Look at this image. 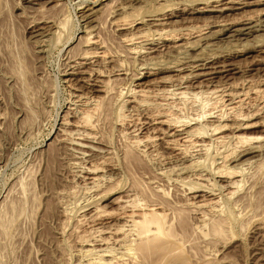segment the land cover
I'll list each match as a JSON object with an SVG mask.
<instances>
[{
  "label": "rangeland",
  "instance_id": "obj_1",
  "mask_svg": "<svg viewBox=\"0 0 264 264\" xmlns=\"http://www.w3.org/2000/svg\"><path fill=\"white\" fill-rule=\"evenodd\" d=\"M243 1L244 9L218 14L207 7L213 0H0V229L6 230H0V264H161L158 254L142 262L140 251L132 252L134 234L127 231L124 238L118 234L117 243L97 242L117 224L110 214L123 202L137 208L164 204L166 221L183 242L162 264H264V0ZM156 15H164L160 26L148 20ZM116 20L131 22V32L151 35L142 46L137 44V54L120 44L119 35L127 31L115 32ZM154 30L167 36L157 39ZM86 33L95 34L106 57L70 74L75 73L69 69L74 55L86 50ZM87 48L97 50L95 45ZM91 66L101 74L88 77ZM96 79L108 81L109 95L95 90ZM135 90L148 96L141 98ZM101 97L103 103L95 108ZM84 109L91 116L87 130L73 126L87 115ZM158 117L188 120V126L201 125L200 131L204 125L201 133L206 136L197 138L206 141L207 150L187 147L177 158L162 145L160 130L165 127L153 124ZM210 122L232 126L220 133L225 136L223 147L213 139ZM242 122L256 125L234 133ZM235 134L262 139L236 144ZM249 148L253 153L233 161ZM222 154L228 156L226 166L247 169L236 178L242 180L241 188L228 197L215 191L220 184L213 177L224 164ZM86 169H96V181L87 179L91 176ZM107 188L112 190L107 193ZM199 189H212L218 196L219 205L203 209L204 221H198L191 205L190 196ZM95 207L105 214L92 222L89 215ZM212 219L223 221L222 232H214ZM119 239L132 241L130 247Z\"/></svg>",
  "mask_w": 264,
  "mask_h": 264
},
{
  "label": "bare ground",
  "instance_id": "obj_2",
  "mask_svg": "<svg viewBox=\"0 0 264 264\" xmlns=\"http://www.w3.org/2000/svg\"><path fill=\"white\" fill-rule=\"evenodd\" d=\"M249 1V0H248ZM247 1V2H248ZM262 1V0H261ZM131 2V1H130ZM244 2H246V1H243V0H213V3H212V5L210 6H207V7H209L210 9H209V11L210 12H216V13H220V14H222V13H224L225 14V12H227V11H229L230 12V10H239V9H244V6H245V4L246 3H244ZM252 2V1H251ZM251 2H250V4L249 5H251ZM258 2V1H257ZM105 3V2H104ZM103 3V4H104ZM108 3V2H107ZM166 3V2H165ZM121 4V3H120ZM138 4V3H137ZM162 4V3H161ZM109 5V4H108ZM128 6V5H127ZM138 6V5H137ZM160 6V5H159ZM158 6V7H159ZM162 6V5H161ZM247 6V5H246ZM107 7V6H106ZM119 7V6H118ZM165 7V6H164ZM234 7H235V9H234ZM160 8V7H159ZM163 8V7H162ZM166 8V7H165ZM171 8V7H170ZM246 8V7H245ZM40 9V8H39ZM116 9V8H115ZM203 9V8H202ZM202 9H200V10H202ZM42 10V9H41ZM101 10V9H100ZM99 10V11H100ZM131 10H132V8H131ZM161 10V9H160ZM166 10H167V8H166ZM206 10V9H205ZM124 11V10H123ZM206 11H208V10H206ZM135 12V11H134ZM156 12H158V11H156ZM200 12V11H199ZM128 13V12H127ZM155 13V12H154ZM102 14V13H101ZM104 14V13H103ZM164 14V13H163ZM114 15V14H113ZM128 16H129V14H128ZM97 17V16H96ZM108 17V16H107ZM125 17V16H124ZM127 17V16H126ZM137 17V16H136ZM166 17V16H165ZM138 18V17H137ZM94 19H96V18H94ZM144 19V18H143ZM146 19V18H145ZM97 20H99L98 18H97ZM113 20V19H112ZM115 20V19H114ZM152 24H158L159 26L160 25H162L163 24V22L165 21L164 20V15H156V16H152V17H150L149 19H148ZM249 20V18H244L243 19V22L245 21H248ZM51 21V20H50ZM134 21V20H133ZM144 21V20H143ZM142 21V22H143ZM53 22H54V20H53ZM59 22V21H58ZM65 22V21H64ZM129 22V21H128ZM147 22V21H146ZM150 22H148V24L150 23ZM227 22V21H226ZM234 22V21H233ZM242 22V21H241ZM249 22V21H248ZM46 23H48V22H46ZM62 22H59L58 24H61ZM66 23V22H65ZM129 23H131V22H129ZM129 23H125V21L123 22V21H118V20H116V21H114V22H112V25H113V28H114V30H115V32L116 31H118L119 33L120 32H122V31H127V33L125 34V35H119L118 37H119V40L121 41L120 42V44H123L124 45V47L126 48L125 50H126V52H128L129 54H133L134 55V53H136V50H139V49H137L138 47H136L137 46V44H139V46H142L143 44L141 43V42H145L146 43V41H149L148 39H149V35L150 34H148V32L146 33L145 31L144 32H137V33H134V32H131V31H129L128 29L130 28V26H131V24H130V26L128 25ZM151 23H150V25H151ZM239 23V22H238ZM99 24V23H98ZM147 24V25H148ZM233 24V23H232ZM231 23H224V24H222L223 25V27L226 25V26H228V25H232ZM248 24V23H247ZM65 25V24H64ZM133 25V24H132ZM146 25V24H145ZM60 26H62L63 27V23H62V25H60ZM149 26V25H148ZM156 26V25H155ZM249 26V25H248ZM62 27H61V29L60 30H63L62 29ZM221 27V26H220ZM98 28V27H97ZM223 29V28H222ZM225 29V28H224ZM57 30V29H56ZM147 31H148V29H146ZM192 30V29H191ZM198 30H199V28H198ZM201 30V29H200ZM140 31V30H139ZM194 31H196V30H193V32ZM54 32V31H53ZM90 32V31H89ZM94 32V31H93ZM154 32H155V30H154ZM189 32H190V30H189ZM193 32L191 31V34H193ZM197 32V31H196ZM196 32H194V33H196ZM95 33V32H94ZM150 33V32H149ZM155 33H157L156 35L158 36V38L157 39H161L160 37H162V38H164L165 36H167V32H165V31H163V30H160L159 32H155ZM198 33H200V32H198ZM60 34V33H59ZM58 34V35H59ZM87 34V33H86ZM188 34V31H187V33H186V35ZM191 34H190V36H191ZM57 35V36H58ZM169 35V34H168ZM195 35V34H194ZM196 35H198V34H196ZM195 35V36H196ZM151 36V35H150ZM156 36V37H157ZM164 36V37H163ZM55 37V36H54ZM154 37V36H153ZM191 37H194V36H191ZM58 38V37H57ZM177 38V37H176ZM176 40V39H175ZM100 41V40H99ZM85 44V47H86V50H85V48L83 49V50H79L80 52L78 53V54H75V55H77V56H75L74 55V57H76L75 58V61H73V64H74V66L72 65V66H69V69L70 70H72V71H76L77 69H80V67H81V65H89V64H93V62L94 61H96V60H101V59H103V58H105L106 57V52H105V50H104V48H103V50H102V48L100 47V46H98V41H97V38H96V36H95V34H87V38L85 39V42H84ZM100 43V42H99ZM142 45H141V44ZM100 44H102V43H100ZM119 44V45H120ZM89 45H95V47L97 46V50L95 49V50H91V49H88L87 47H89ZM118 45V46H119ZM104 46V45H103ZM155 46V45H154ZM147 47V46H146ZM145 47V48H146ZM107 48V47H106ZM124 50V51H125ZM140 51V50H139ZM141 51H144V50H141ZM142 53V52H141ZM148 53H149V51H148ZM137 54V53H136ZM145 54V53H144ZM146 55V54H145ZM128 56V55H127ZM137 56V55H136ZM147 56V55H146ZM108 58V57H107ZM105 60V59H104ZM120 60V59H119ZM106 61V60H105ZM70 64V63H69ZM97 65V64H96ZM122 65V64H121ZM87 67V66H86ZM91 67H93L92 69H91ZM90 67V73L88 74H86V75H88V77H91L92 78V75H98L97 73H99V71L98 70H100L99 68H97V69H95L94 67L95 66H91ZM153 67V66H152ZM155 68V67H154ZM198 68V67H197ZM223 68V67H222ZM228 68V67H227ZM194 69H196V68H194ZM223 70V69H222ZM81 71H82V69H81ZM88 71V70H87ZM86 71V72H87ZM183 71V70H182ZM100 72H102V71H100ZM212 72V71H211ZM82 73V72H81ZM70 74H76V72L75 73H71L70 72ZM83 74V73H82ZM99 74H101V73H99ZM67 75H69V74H67ZM108 75V74H107ZM77 76V75H76ZM87 77V76H86ZM85 77V78H86ZM101 77V76H100ZM99 77V78H100ZM108 77V76H107ZM82 78V77H81ZM91 78H89V79H91ZM136 78V77H135ZM208 78V77H207ZM210 78V77H209ZM78 79V78H77ZM88 79V80H89ZM82 80H83V78H82ZM81 80V81H82ZM98 79H96V81L93 83L94 85V87L96 88L95 90H97L98 92H102L104 95V97H106V95H109V90H108V88H107V86H109L107 83H108V81L107 82H104V80L103 81H100V79L97 81ZM87 81V80H86ZM120 81V80H119ZM84 82H85V80H84ZM88 82V81H87ZM91 82H93V81H91ZM107 84V85H106ZM147 84V83H146ZM196 86V85H195ZM112 86H110V88H111ZM119 89V88H118ZM118 89H116V90H118ZM163 90V89H162ZM179 90V89H178ZM96 91V92H97ZM133 91V90H132ZM136 91V95L137 96H140L141 98L142 97H146V96H148V95H146L148 92L147 91H145V90H139V91H137V90H135ZM262 91V90H261ZM260 91V92H261ZM78 92V91H77ZM177 92V91H176ZM181 92H183L182 90H181ZM222 92H223V90H222ZM108 93V94H107ZM127 93H128V91H127ZM132 93V92H131ZM150 93V92H149ZM156 93V92H155ZM163 93V92H162ZM167 93V92H166ZM185 93H187V92H185ZM206 93V92H205ZM85 94V93H84ZM152 94V93H151ZM175 94V93H174ZM173 94V95H174ZM177 94V93H176ZM181 96H183L182 94L183 93H179ZM178 94V95H179ZM193 94V93H192ZM199 94H201V93H199ZM199 94H196V96L198 95L199 96ZM203 95H204V93H202ZM201 94V95H202ZM230 94V93H229ZM261 94V93H260ZM75 95V94H74ZM133 95V94H132ZM162 95V94H161ZM165 95H167V94H165ZM169 95V94H168ZM177 95V96H178ZM186 95V94H185ZM189 95V94H188ZM208 95V94H207ZM78 96V95H77ZM76 95H75V97H77ZM81 96V95H80ZM79 96V97H80ZM99 96V95H98ZM159 96V95H158ZM163 96V95H162ZM194 96V95H193ZM196 96H194L195 97V99H196ZM205 96V95H204ZM226 96H230V95H226ZM234 96V95H233ZM109 97V96H108ZM168 96H166L165 98H167ZM179 97V96H178ZM202 97V96H201ZM223 97V96H222ZM262 97H263V95H262ZM132 98H133V96H132ZM170 98V97H169ZM177 98V97H176ZM186 98V97H185ZM198 98V97H197ZM234 98V97H233ZM102 99H104L103 97H101V98H99V100L98 99H94L95 100V108L97 107V104L100 106V101H102ZM109 99V98H108ZM154 99V98H153ZM183 99V98H182ZM200 99V98H199ZM78 101H79V98L77 99ZM91 100H92V98H91ZM142 100V99H141ZM140 100V101H141ZM170 100V99H169ZM190 100V99H189ZM207 100V99H206ZM210 100V99H209ZM230 100H231V98H230ZM235 100V99H234ZM144 101H145V99H144ZM158 101V100H157ZM181 101H183V100H181ZM194 101V100H193ZM197 101H199V100H197ZM208 101V100H207ZM215 101V100H214ZM224 101V100H223ZM237 101V100H236ZM241 101V100H240ZM81 102V101H80ZM90 102V101H89ZM88 102V103H89ZM135 102V101H134ZM139 102V101H138ZM141 102H143V101H141ZM204 102H206V101H204ZM203 102V103H204ZM216 102H218V100L216 101ZM220 102V101H219ZM230 102V101H229ZM88 103H87V105H88ZM92 103V102H91ZM102 103H103V101H102ZM140 103V102H139ZM153 103V102H152ZM210 103V102H209ZM208 103V104H209ZM214 103V102H213ZM238 103V102H237ZM236 103V104H237ZM241 103V102H240ZM141 104V103H140ZM206 104V103H205ZM221 104V103H220ZM225 104V103H224ZM92 105H93V103H92ZM161 105H162V103H161ZM160 105V106H161ZM166 105H167V103H166ZM204 104H202V107H201V112L203 111L202 110V108L205 106H203ZM262 105V104H261ZM94 106V105H93ZM149 106V105H148ZM208 105H206V107H207ZM176 107V106H175ZM205 107V108H206ZM89 108V107H88ZM99 108V107H98ZM97 108V109H98ZM105 108V107H104ZM163 108H164V106H163ZM172 108V107H171ZM208 108V107H207ZM230 108V107H229ZM260 108V107H259ZM94 109V108H93ZM165 109H167V108H165ZM231 110L233 109L232 108V106H231V108H230ZM89 110H90V108H89ZM100 110V109H99ZM120 110V109H119ZM169 110V109H168ZM167 110V111H168ZM205 110V109H204ZM91 111V110H90ZM94 111V110H93ZM109 111V110H108ZM170 111V110H169ZM82 112V111H81ZM84 112H86L85 111V109H84ZM95 112V111H94ZM179 112H181V111H179ZM204 112V111H203ZM83 113V112H82ZM106 113V112H105ZM118 113V112H117ZM163 113H165V112H163ZM206 113V112H205ZM240 113V112H239ZM86 114L87 115H85V117H83V119H81L80 120V122H76V125L73 123V126H75V128L77 127V128H79V127H81V129H82V127L83 128H85L86 130L87 129H90V122H89V120L91 121V119H90V117L91 116H89V119H88V113L86 112ZM93 114V113H92ZM91 114V115H92ZM160 114V113H159ZM166 114V113H165ZM164 114V115H165ZM169 114V113H168ZM207 114V113H206ZM210 114V113H209ZM208 114V115H209ZM229 114V113H228ZM90 115V114H89ZM158 115V114H157ZM161 115V114H160ZM160 115H158V116H160ZM163 115V116H164ZM167 115V114H166ZM207 115V116H208ZM210 115H212V113L210 114ZM225 115V114H224ZM224 115H223V117H224ZM83 116H84V114H83ZM174 116V115H173ZM199 116V115H198ZM216 116V115H215ZM118 117H119V115H118ZM121 117V116H120ZM125 117V116H124ZM178 117V116H177ZM200 117H202V116H200ZM200 117H199V119H200ZM210 117V116H209ZM236 117V116H235ZM243 117V116H242ZM250 117V116H249ZM96 118V117H95ZM166 118V117H165ZM164 117L163 118H159L158 117V119H155V120H153V124H155V125H161V126H164L165 127V129L164 130H160V136L162 137L161 138V142H162V145H163V147L164 148H167V149H170V151H173V153H174V155L177 157V158H179V156L180 155H185L186 153H187V150H190V149H188L187 147H192V149L193 150H196V149H199V150H197V151H201V152H203V151H206L207 149V146L205 145L206 144V141H198V138H197V136L199 135V134H203V133H201L205 128H204V125H203V129H202V131H200L201 130V128H200V126L201 125H199V129L195 126H188L189 124H188V120L186 121L185 119V122L184 121H177V122H174L175 120H173V122H171L169 119H165ZM192 118V117H191ZM204 118V117H203ZM216 118H217V116H216ZM219 118V117H218ZM171 119V118H170ZM187 119H189V118H187ZM194 119H196V116L194 117ZM194 119H193V121H194ZM221 119H223V118H221ZM242 119V118H241ZM246 119V118H245ZM250 119V118H249ZM119 120V119H118ZM178 120V119H177ZM181 120H183V119H181ZM197 120V119H196ZM218 120V119H217ZM216 119H215V121H217ZM224 120V119H223ZM222 120V121H223ZM261 120V119H260ZM78 121V120H77ZM192 121V122H193ZM199 121V120H198ZM213 121V120H212ZM219 121V120H218ZM221 121V120H220ZM243 121H244V119H243ZM69 122V121H68ZM152 122V121H151ZM150 122V123H151ZM171 123V124H170ZM173 123V124H172ZM190 123V122H189ZM199 123H200V121H199ZM203 123V122H202ZM211 123V126L213 127L212 129H210V130H212L211 132H212V134L214 135V137L215 138H213L217 143H220L221 145H222V141H224V137L225 136H221L220 135V133L221 132H224V131H227L229 128L231 129L232 128V126L231 127H229L230 125H228L227 123V125L226 124H222V122H217L218 124H216V125H214V124H212V122H210ZM264 123V122H263ZM120 124V123H119ZM201 124V123H200ZM205 124V123H204ZM68 125H70L69 123H68ZM72 125V124H71ZM214 125V126H213ZM238 125V124H237ZM236 125V126H237ZM255 125H256V123H255ZM254 123H244V122H242V124H239L238 125V127H236L235 125H234V133H236V132H239V131H244V130H249V129H252L254 126ZM93 126H91V128H92ZM206 127V126H205ZM160 128V127H159ZM162 128V127H161ZM206 128H208V127H206ZM135 129V128H134ZM156 129V128H155ZM158 129V128H157ZM131 130V129H130ZM232 130V129H231ZM82 131V130H81ZM63 132H64V130H63ZM200 132V133H199ZM204 133H205V131H203ZM210 132V131H209ZM209 132H208V134H209ZM210 132V133H211ZM73 133V132H72ZM89 133V132H88ZM207 133V132H206ZM87 134V133H86ZM154 134V133H153ZM207 134V135H208ZM233 134V133H232ZM65 135V134H64ZM71 135V134H70ZM94 135V134H93ZM98 135V134H97ZM156 135V134H155ZM215 135H217V136H215ZM239 135V134H238ZM236 136V134H235V138H234V141H235V139L236 140H238V141H236V144H237V142H245V143H247V142H259V140H261L262 138L261 137H258V136H254V137H245V136ZM69 136V135H68ZM83 136V135H82ZM86 136V135H85ZM200 136H202V135H200ZM203 136H206L205 134H203ZM233 136V135H232ZM79 137V136H78ZM81 137V136H80ZM156 137H157V135H156ZM230 136H228V138H229ZM82 138V137H81ZM81 138H79V139H81ZM95 138V137H94ZM144 138V137H143ZM148 139H149V137H147ZM152 138H154V137H151V139ZM194 138H196L197 139V141L196 140H194ZM210 138V137H209ZM264 138V137H263ZM146 139V138H145ZM148 139H146V140H148ZM157 139H158V137H157ZM227 139V138H226ZM225 139V140H226ZM232 139H233V137H232ZM160 140V139H159ZM202 140V139H201ZM211 140V139H210ZM69 141V140H68ZM71 142V141H70ZM141 142V141H140ZM204 142H205V144H204ZM231 142V141H230ZM75 143V142H74ZM137 143H139V142H137ZM145 143H147V142H145ZM229 143V142H228ZM78 144V143H77ZM136 144V143H135ZM241 144V143H240ZM248 144V143H247ZM137 145V144H136ZM148 145V144H147ZM228 145V144H227ZM235 145V144H234ZM238 145H239V143H238ZM237 145V146H238ZM243 145V144H242ZM255 145V144H254ZM79 146V145H78ZM144 146V145H143ZM159 146V145H158ZM216 146V145H215ZM236 146V145H235ZM241 146V145H240ZM80 147V146H79ZM214 147V146H213ZM222 147H223V145H222ZM230 147V146H229ZM233 147V146H232ZM247 147V146H246ZM253 147V146H252ZM254 147H256V148H254V149H257V146H254ZM260 147V146H259ZM258 147V148H259ZM81 148V147H80ZM84 148V147H83ZM147 148V147H146ZM240 148V147H239ZM210 149V147L208 148V150ZM230 149V148H229ZM237 149V148H236ZM235 149V150H236ZM240 149H242V148H240ZM250 149V148H249ZM58 150V149H57ZM126 150V149H125ZM124 150V151H125ZM203 150V151H202ZM211 150V149H210ZM209 150V151H210ZM214 150H216V149H214ZM243 150V149H242ZM59 151V150H58ZM197 151H195V153L197 152ZM132 152V151H131ZM219 152V151H218ZM221 153V152H220ZM249 153H253L252 152V149H250V150H244V151H242V152H240L238 155H236V157H234V159H233V161H238L239 159L237 158V157H244V156H246V155H248ZM140 154V153H139ZM197 154V153H196ZM201 154V153H200ZM234 154V153H233ZM256 154V153H255ZM199 155V152H198V154H197V156ZM202 155V154H201ZM209 155V154H208ZM214 155L215 154H213V157H214ZM217 155H218V153H217ZM216 155V156H217ZM223 155V154H222ZM227 155V154H226ZM225 154L220 158V160L222 159V162L224 163H220V164H223V165H221L219 168H216V171L214 172V174H213V177L215 178V179H217L218 181H216L217 183H219L220 184V186H217V188L215 189L214 187V189H215V191H218L219 193H225L226 195H227V197H228V195H232V194H235V188L237 187L238 189H239V186L241 185H239L238 186V184L239 183H241L240 182V180L238 181V180H236V178H238V177H241L242 176V173H243V170H245L244 168L242 169H238V167H236V166H233V167H230V166H228V167H230V168H228L226 165H225V162H226V158L228 157V156H226ZM229 155H230V152H229ZM254 155V154H253ZM143 156V155H142ZM174 156V157H175ZM210 156V155H209ZM151 157V156H150ZM171 157V156H170ZM175 157V159L177 160V158ZM190 157H191V154H190ZM192 157H194V156H192ZM199 157V156H198ZM230 157H231V155H230ZM229 157V158H230ZM248 157V156H247ZM251 157V156H250ZM253 157V156H252ZM255 157V156H254ZM257 157V156H256ZM210 158V157H209ZM212 158V157H211ZM238 160H237V159ZM128 159V158H127ZM183 159V158H182ZM190 159V158H189ZM207 159H208V156H207ZM232 159V158H231ZM230 159V160H231ZM173 160V159H172ZM204 160V159H203ZM213 160V159H212ZM229 160V161H230ZM151 161V160H150ZM181 160H179V162H180ZM193 161V160H192ZM207 161V160H206ZM206 161H204V162H206ZM211 161V160H210ZM235 161V162H236ZM241 161V160H240ZM244 161V160H243ZM154 162V161H153ZM196 162H197V160H196ZM201 162V161H200ZM199 162V163H200ZM208 162V161H207ZM242 162V161H241ZM173 163V162H172ZM175 163V162H174ZM199 163H198V165H199ZM214 163H216V162H214ZM231 163V162H230ZM239 163V162H238ZM192 164V163H191ZM219 164V165H220ZM227 164V163H226ZM248 164V163H247ZM264 164V163H263ZM212 165H214L213 163H212ZM225 165V166H224ZM260 165V164H259ZM202 166V165H201ZM210 166H211V164H210ZM209 166V167H210ZM250 166V165H249ZM264 166V165H263ZM91 167V166H90ZM193 167V166H192ZM198 167V166H197ZM212 167V166H211ZM242 167H243V165H242ZM245 167V166H244ZM96 168V167H95ZM260 168V167H259ZM96 169H98V168H96ZM95 169V170H96ZM100 169V168H99ZM87 170V169H86ZM92 170V169H91ZM91 170H87L88 172V175L89 176H91L90 178H87L88 180H92V181H96V177L97 176H95L94 174H95V170L93 169L92 171ZM213 170V169H212ZM211 170V171H212ZM247 170V169H246ZM245 170V171H246ZM199 173V172H198ZM246 173V172H245ZM200 175V174H199ZM167 176V175H166ZM209 176V175H208ZM146 177V176H145ZM200 177V176H199ZM210 177V176H209ZM243 177V176H242ZM241 177V178H242ZM166 178V177H165ZM179 179H181V178H179ZM204 179V178H203ZM177 180V179H176ZM188 180V179H187ZM207 181V180H206ZM242 181V180H241ZM116 182V181H115ZM215 182V183H216ZM177 183V182H176ZM216 183V184H217ZM250 184V183H249ZM93 185V184H92ZM143 185V184H142ZM201 185V184H200ZM210 185H212V184H210ZM98 186V185H97ZM106 186V185H105ZM116 186V185H115ZM135 186V185H134ZM161 186V185H160ZM202 186H204V184L203 185H201V187ZM213 186V185H212ZM99 187H101V186H99ZM108 187V186H107ZM143 187V186H142ZM197 187H200V186H198L197 185ZM196 187V188H197ZM211 187V186H210ZM216 187V186H215ZM240 188H241V186H240ZM85 189V188H84ZM108 189V188H107ZM116 189V188H115ZM131 189V188H130ZM141 189V188H140ZM22 190V189H21ZM90 190V189H89ZM103 190V189H102ZM106 190V189H105ZM112 190V188H109L108 189V191H107V193L108 192H110ZM160 190V189H159ZM191 190V189H190ZM194 190V189H193ZM212 190V189H211ZM209 191V189L208 190H196V191H194V192H192L193 194H192V196H190V198H191V200H192V207L196 210V212H197V214H196V216L198 217V221H204V220H206L207 218V216L204 214L205 212H203V209H205V208H207V207H213L214 205H217L218 204V200H217V197L215 196V192H212V191ZM155 191V190H154ZM214 191V190H213ZM233 191H234V193H233ZM62 192V191H61ZM105 191L103 190V193H104ZM113 192V191H112ZM159 192V191H158ZM161 192H163V191H161ZM237 192V191H236ZM29 193V192H28ZM145 193V192H144ZM186 193V192H185ZM218 193V194H219ZM56 194V193H55ZM100 194V193H99ZM106 194V193H105ZM137 194H139V193H137ZM165 194V193H164ZM239 194V193H238ZM26 195H28V194H26ZM152 195V194H151ZM157 195H159V194H157ZM105 196V195H104ZM136 196V195H135ZM161 196H162V194H161ZM183 196V195H182ZM143 197V196H142ZM145 197V196H144ZM151 197V196H150ZM153 197V196H152ZM127 198V197H126ZM133 198H135V197H133ZM159 198V197H158ZM188 198V197H187ZM219 198H220V196H219ZM115 199V198H114ZM122 199V198H121ZM132 199V198H131ZM117 202L118 201H120L119 200V198H117V199H115ZM134 200V199H133ZM153 200H154V198H153ZM152 200V201H153ZM159 200V199H158ZM238 200V199H237ZM25 201V200H24ZM128 201V200H127ZM132 201V200H131ZM140 201V200H139ZM162 201V200H161ZM21 202V201H20ZM112 202H114V201H112ZM121 202V201H120ZM130 202V201H129ZM150 202V201H149ZM177 202V201H176ZM124 204H122V206L120 207V208H118L119 210L118 211H116L115 213H111L110 214V216L113 214L116 218H114V220H116V223H114V224H116V225H113V227L111 228V229H109L108 227V230H110L109 232H108V236H106V237H104V238H101L100 240H98L97 242H100L101 244H106V243H108L109 244V242L110 241H113V242H118V238H117V236H118V234H124V232H129V233H132V234H134V236L133 237H135V238H132L133 239V241H134V247H133V249H132V252H133V250H134V248L135 249H138V251H140V255H139V253H138V256H139V258H140V256H141V261L143 262V260L145 261V259L144 258H146V257H148V255H149V257L151 258V257H153L154 255H155V257H156V255L158 254V257H156V259L158 258V262H160L161 264H162V262H165V260L167 259V258H170V255H173V254H175V250H179V247H181V244H182V239L180 238H178L177 237V235L176 236H174V231L171 229V227H170V225H168V224H170V223H167V221H166V216H167V214H166V212H165V210L164 209H162L161 208V206H163V205H160L159 203H156V202H154V203H152L151 202V204H144L143 206H141L140 205V207H139V204H138V207L139 208H137V205L135 204V206H133L134 204H131V205H127V203H125V202H123ZM217 203V204H216ZM220 203V202H219ZM105 204V203H104ZM142 204V203H141ZM171 204V203H170ZM188 205V204H187ZM219 205V204H218ZM241 205V204H240ZM172 206V205H171ZM222 206V205H221ZM11 207V206H10ZM104 207V206H103ZM136 207V208H135ZM169 207V206H168ZM167 207V208H168ZM219 207V206H218ZM241 208V207H240ZM15 209V208H14ZM101 209H102V207H101ZM101 209H99V208H94V210L92 211L93 212V214H91V215H89V218L91 219V221L93 222V219L94 220H97L96 218L98 217V215L99 214H101V216H103V213L105 214V212L104 211H102ZM173 209V208H172ZM191 209V208H190ZM216 209V208H215ZM214 209V210H215ZM248 209V208H247ZM80 210V209H79ZM112 210V209H111ZM9 211H12V209H10ZM109 211V210H108ZM194 211V210H193ZM13 212V211H12ZM212 212V211H211ZM216 212V211H215ZM11 212H9V214H10ZM18 213V212H17ZM168 213V212H167ZM222 213V212H221ZM15 214V213H14ZM210 214V213H209ZM11 216H12V213H11ZM109 216V215H108ZM113 216V217H114ZM19 217V216H18ZM106 217H107V214H106ZM112 217V218H113ZM186 217V216H185ZM210 217V216H209ZM219 217V216H218ZM230 217V216H229ZM12 218V217H11ZM13 218H15V217H13ZM65 218V217H64ZM99 218V217H98ZM101 218V217H100ZM172 218H173V216H172ZM206 218V219H205ZM19 219V218H18ZM85 219V218H84ZM222 219V218H221ZM9 220V219H8ZM73 220V219H72ZM195 220V219H194ZM7 221V220H6ZM15 221V220H14ZM65 221V220H64ZM69 221V220H68ZM208 221V220H207ZM221 221L222 220H219V219H217V221L214 219H212V221H211V226H212V229L214 230V232L215 233H218V232H222V231H220V229H219V227H221V226H223V224H221ZM226 221V220H225ZM1 222H3L2 220H1ZM0 222V223H1ZM85 222V221H84ZM83 222V223H84ZM96 222V221H95ZM178 222V221H177ZM223 222V221H222ZM250 222V221H249ZM4 223H5V221H4ZM10 223H12V222H10ZM61 223V222H60ZM100 223V222H99ZM108 223V222H107ZM207 223V222H206ZM6 224V223H5ZM173 224V223H172ZM181 224H183V223H181ZM209 224V225H210ZM221 224V225H220ZM1 225H2V223H1ZM7 225V224H6ZM10 225V224H9ZM63 225V224H62ZM208 225V224H207ZM206 226V225H205ZM228 226V225H227ZM242 226V225H241ZM8 227L9 226H7V229H8ZM60 227V226H59ZM173 227V226H172ZM224 227H225V225H224ZM230 227V226H229ZM240 227V226H239ZM243 227V226H242ZM11 228V227H10ZM183 228V227H182ZM198 228V227H197ZM226 228V227H225ZM1 229H2V227H1ZM0 229V230H1ZM56 229V228H55ZM74 229V228H73ZM125 229V230H124ZM211 229V230H212ZM223 229V228H222ZM2 230H4V231H6L5 229H2ZM62 230V229H61ZM74 230H76V229H74ZM219 230V231H218ZM227 230V229H226ZM225 230V231H226ZM63 231V230H62ZM71 231H72V229H71ZM224 231V229H223V232H225ZM230 231V230H229ZM1 232V231H0ZM100 232H101V230H100ZM102 232H103V230H102ZM107 232H105V233H107ZM173 232V233H172ZM214 232H212V233H214ZM61 233V232H60ZM94 233V232H93ZM99 233V232H98ZM185 233V232H184ZM214 233V234H215ZM102 234V233H101ZM126 234V233H125ZM124 234V236H123V238L124 237H126L127 235H125ZM187 234V233H186ZM7 235V234H6ZM61 235H62V233H61ZM82 235H84V234H82ZM95 235V234H94ZM96 235H97V233H96ZM217 235V234H216ZM219 235V234H218ZM221 235V234H220ZM219 235V236H220ZM5 236V235H4ZM129 236H130V234H129ZM224 236V235H223ZM78 237V236H77ZM88 237V236H87ZM118 237H120V236H118ZM122 237V236H121ZM213 237V236H212ZM100 238V237H99ZM128 238V237H127ZM79 239V238H78ZM91 239V238H90ZM93 239V238H92ZM129 239V238H128ZM130 239H131V237H130ZM66 240V239H65ZM81 240H83V239H81ZM94 240V239H93ZM122 240V239H121ZM79 241V240H78ZM119 241H120V239H119ZM127 241V243H129L128 244V247H130L129 245H130V242H132V241H130V242H128V240H126ZM125 241V242H126ZM82 242V241H81ZM93 242H95V241H93ZM97 242H96V244H97ZM121 242V241H120ZM124 242V239H123V241L121 242V243H123ZM124 242V243H125ZM185 242V241H184ZM85 243H86V240H85ZM111 243V242H110ZM126 243V244H127ZM113 244V243H112ZM87 245L88 246H90L91 247V244H88L87 243ZM93 245H95V244H93ZM119 245V244H118ZM121 245V244H120ZM123 245V244H122ZM131 245V246H132ZM121 247V246H120ZM127 247V248H128ZM126 248V249H127ZM101 249V248H100ZM129 249V248H128ZM155 249H157V251H155ZM183 249V248H182ZM93 250V249H92ZM103 250V249H102ZM110 250V249H109ZM177 250V251H178ZM105 251V250H104ZM106 251H107V249H106ZM105 251V252H106ZM113 251H115V250H113ZM137 251V252H138ZM175 251V252H174ZM86 252V251H85ZM95 252V251H94ZM97 252V251H96ZM100 252V251H99ZM126 252H128V250L126 251ZM174 252V253H173ZM118 253V252H117ZM130 253V252H129ZM156 253V254H155ZM104 254V253H103ZM109 254H110V252H109ZM111 254H113V253H111ZM124 254V253H123ZM126 254H128V253H126ZM87 255V254H86ZM94 255V254H93ZM102 255V254H101ZM100 255V256H101ZM106 255V254H105ZM126 256V255H125ZM131 256V255H130ZM132 258H134V255H133V253H132ZM174 256V255H173ZM172 256V257H173ZM103 257V256H102ZM114 257H116V256H114ZM171 257V258H172ZM113 258V257H112ZM112 258H111V261H112ZM131 259V258H130ZM124 260V259H123ZM97 261H99V260H97ZM97 261H96V263H97ZM168 261V260H167ZM170 261V260H169ZM168 261V262H169ZM172 261H173V259H172ZM102 262V261H101ZM109 262V261H108ZM116 262V261H115ZM123 262V261H122ZM133 262V261H132ZM167 263V262H166ZM184 263V262H183ZM102 264V263H101ZM104 264V263H103ZM107 264V263H106ZM111 264V263H110ZM140 264V263H139ZM159 264V263H158ZM186 264V263H185Z\"/></svg>",
  "mask_w": 264,
  "mask_h": 264
}]
</instances>
